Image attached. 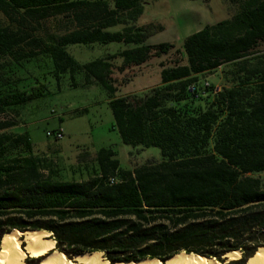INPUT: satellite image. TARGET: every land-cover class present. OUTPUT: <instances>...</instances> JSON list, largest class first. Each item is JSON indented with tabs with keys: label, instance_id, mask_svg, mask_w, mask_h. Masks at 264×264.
<instances>
[{
	"label": "trees",
	"instance_id": "1",
	"mask_svg": "<svg viewBox=\"0 0 264 264\" xmlns=\"http://www.w3.org/2000/svg\"><path fill=\"white\" fill-rule=\"evenodd\" d=\"M234 1L230 18L206 24L176 49L148 43L164 27L138 23L143 0H0L16 23L0 28V115L47 95L44 87L21 89L30 77L18 76L43 61L58 81L69 74L78 87L79 74L82 86L101 85L122 141L161 153L123 168L112 148L91 159L85 151L67 178L53 157L35 152L27 131H5L15 119L1 121L0 246L14 230L40 231L67 260L101 253L110 264L163 263L181 253L225 263L234 251L242 257L226 264H247L264 247L257 176L264 173V0ZM57 15L71 16L73 28L47 38L24 29ZM94 43L125 47L86 63L67 50ZM173 51L174 59L160 62L159 85L117 96L134 76L126 72ZM224 66L218 88L203 84Z\"/></svg>",
	"mask_w": 264,
	"mask_h": 264
},
{
	"label": "rangeland",
	"instance_id": "2",
	"mask_svg": "<svg viewBox=\"0 0 264 264\" xmlns=\"http://www.w3.org/2000/svg\"><path fill=\"white\" fill-rule=\"evenodd\" d=\"M143 14L138 20L141 25L154 23L161 24L164 30L154 34L149 42L158 44L171 42L176 49H181L184 38L206 24L230 18L238 10V3L233 0H143ZM71 16L57 15L40 22L26 23L24 29L33 37L47 38L50 34H63L73 28ZM12 23L0 11V28ZM114 27L111 30H120ZM125 47L123 44H91L69 45L67 50L79 62L86 63L99 57L113 54ZM264 48V45L261 49ZM174 51L168 56L152 58L143 67H137L125 75H140L132 81L119 87L117 95L140 91L143 88L161 81L160 62H169L174 59ZM117 64H120L118 60ZM49 64L37 62L27 65V74L18 73L24 78L30 77L28 82L20 84L21 89L30 87H44L46 96L37 98L27 104L16 106L9 113L0 115V122L11 118L15 119L16 126L5 130L8 133L28 132L36 153L53 157L64 169L63 174L71 178L68 168L77 164L78 156L85 151L91 159L102 147L112 148L117 152V158L123 168H134L149 159H160V149L156 147L142 148L127 145L122 141L119 131L113 126L115 119L108 103L109 93L98 84L82 86V75H76L78 87L72 86L69 74L62 76L58 81L53 75H47L45 68ZM43 67V69H41ZM45 68V69H44ZM229 66L219 68L212 74L202 78L203 84L215 83L217 88L224 81V71ZM149 73L150 75H147ZM17 75L14 77L17 78ZM121 79L124 74H115ZM23 79V78H22ZM24 80V79H23ZM25 86V87H24ZM62 129L63 138L56 140L48 136V131ZM264 181V173L257 174ZM231 260L226 259L228 263Z\"/></svg>",
	"mask_w": 264,
	"mask_h": 264
},
{
	"label": "bare ground",
	"instance_id": "3",
	"mask_svg": "<svg viewBox=\"0 0 264 264\" xmlns=\"http://www.w3.org/2000/svg\"><path fill=\"white\" fill-rule=\"evenodd\" d=\"M50 234L40 231L20 232L14 230L3 236L0 246V264H110L101 253H89L67 260L55 251V242ZM228 260H238L242 257L240 251L225 255ZM31 262V263H28ZM116 264H223L215 259L186 253L177 254L162 263L159 260L146 259L140 262H122ZM247 264H264V247L248 260Z\"/></svg>",
	"mask_w": 264,
	"mask_h": 264
},
{
	"label": "built area",
	"instance_id": "4",
	"mask_svg": "<svg viewBox=\"0 0 264 264\" xmlns=\"http://www.w3.org/2000/svg\"><path fill=\"white\" fill-rule=\"evenodd\" d=\"M205 85H209V84L206 83ZM47 135L48 136H53L56 140H59V139L63 138L64 133H63V130L59 128V129H57L55 131H48ZM117 181L118 180L116 178H111V183H115Z\"/></svg>",
	"mask_w": 264,
	"mask_h": 264
},
{
	"label": "crops",
	"instance_id": "5",
	"mask_svg": "<svg viewBox=\"0 0 264 264\" xmlns=\"http://www.w3.org/2000/svg\"><path fill=\"white\" fill-rule=\"evenodd\" d=\"M199 30H200V29H199ZM148 43H150L149 40H148ZM151 44H152V43H151ZM146 64H147V63L143 64V65L140 66V67H143V66L146 65ZM140 67H139V68H140ZM160 71H161V70H160ZM144 74H145V72L143 71V74H140V75H137V74H136L134 77H136V76H143ZM147 75H150V74L147 73ZM134 77H132L130 81H132ZM130 81H129V82H130ZM129 82H128V83H129ZM128 83H127V84H128ZM160 83H161V81L158 82V83H155V84H153V85H149V86L143 88V89L140 90V91H134V92H129V93H123V94H119V95H117V96H124V95H128V94H133V93H141V92H143V91L148 90V89L151 88V87H154V86L159 85Z\"/></svg>",
	"mask_w": 264,
	"mask_h": 264
},
{
	"label": "water",
	"instance_id": "6",
	"mask_svg": "<svg viewBox=\"0 0 264 264\" xmlns=\"http://www.w3.org/2000/svg\"><path fill=\"white\" fill-rule=\"evenodd\" d=\"M26 231H29V230H26ZM26 231H22V232H26ZM117 263V262H116ZM163 263H165V262H163Z\"/></svg>",
	"mask_w": 264,
	"mask_h": 264
}]
</instances>
